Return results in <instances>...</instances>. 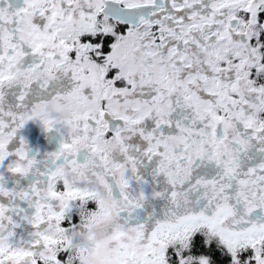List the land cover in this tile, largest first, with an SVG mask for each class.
Returning a JSON list of instances; mask_svg holds the SVG:
<instances>
[{
  "label": "snow or ice",
  "instance_id": "snow-or-ice-1",
  "mask_svg": "<svg viewBox=\"0 0 264 264\" xmlns=\"http://www.w3.org/2000/svg\"><path fill=\"white\" fill-rule=\"evenodd\" d=\"M0 264H264V0H0Z\"/></svg>",
  "mask_w": 264,
  "mask_h": 264
}]
</instances>
